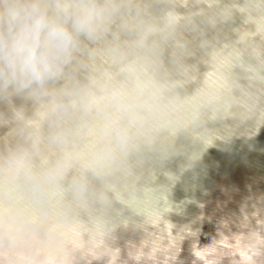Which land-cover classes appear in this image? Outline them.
<instances>
[{"label":"clouds","instance_id":"obj_1","mask_svg":"<svg viewBox=\"0 0 264 264\" xmlns=\"http://www.w3.org/2000/svg\"><path fill=\"white\" fill-rule=\"evenodd\" d=\"M262 132L264 0H0V264H112Z\"/></svg>","mask_w":264,"mask_h":264},{"label":"water","instance_id":"obj_2","mask_svg":"<svg viewBox=\"0 0 264 264\" xmlns=\"http://www.w3.org/2000/svg\"><path fill=\"white\" fill-rule=\"evenodd\" d=\"M259 140L264 144V132ZM223 148L210 150L205 161L219 163L212 180L226 186L229 196L209 183V195L198 193L196 203H185L170 217L171 230L149 226L112 264H245V238L250 231L264 230V155L252 141L237 140ZM225 176L230 184L222 179ZM237 189L242 195L232 201L231 193ZM174 198H183L182 191L177 189ZM176 236L180 239H173Z\"/></svg>","mask_w":264,"mask_h":264}]
</instances>
